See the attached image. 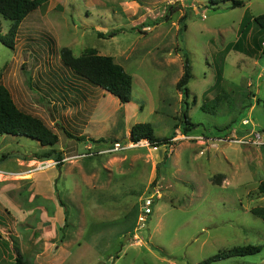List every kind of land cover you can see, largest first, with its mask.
<instances>
[{"label": "rangeland", "instance_id": "1", "mask_svg": "<svg viewBox=\"0 0 264 264\" xmlns=\"http://www.w3.org/2000/svg\"><path fill=\"white\" fill-rule=\"evenodd\" d=\"M240 1L211 10L209 0H50L21 22L14 49L0 42V84L58 137L50 148L0 136V173L28 172L24 181L0 174V189L15 183L0 193V264L17 253L28 264H198L246 245L259 252L211 264H264V223L251 214L264 208V54L242 52L254 49L247 38L241 52L227 51L243 15L262 14L264 0ZM10 24L0 16L1 35ZM62 48L112 57L132 77L130 102L104 93L94 110L107 121H92L93 109L74 116L82 86L60 62ZM186 57L182 99L176 83ZM138 123L171 137V146H133L129 130ZM50 149L62 153L60 166L33 158Z\"/></svg>", "mask_w": 264, "mask_h": 264}, {"label": "trees", "instance_id": "2", "mask_svg": "<svg viewBox=\"0 0 264 264\" xmlns=\"http://www.w3.org/2000/svg\"><path fill=\"white\" fill-rule=\"evenodd\" d=\"M49 1L50 0H0V16L11 23L7 33L5 35L0 34V42L7 48L14 49L21 22L29 14L36 11L43 4ZM220 4H229L231 9L243 7V2L240 0H209L208 8L216 10ZM256 31L258 34H260L261 31H264V12L256 17L244 14L238 31L239 38L236 41V44L228 47L227 51L233 49L241 52L239 43L248 38L251 33L252 42L255 45L254 49L249 51L244 50L242 52L248 55H255V53H258L262 43L264 42V38H261L260 40L256 39V37L253 36ZM118 32V30H114L106 34L98 33V36L101 38H112ZM262 53L264 54V52ZM59 60L63 66L72 71L76 76L84 79L89 85L100 88L106 93L112 95L120 104H127L130 102L133 84L132 77L123 69L122 66L116 64L112 57L99 55L94 49H85L80 56L75 57L70 49L62 48L59 51ZM190 78V62L188 57H186L183 74L176 83V88L182 93V99L184 95L186 97L189 95V91L186 86L190 81ZM221 82L222 77L221 74L218 73L216 75L215 85H219ZM212 102L216 103V100H212ZM209 108L210 106L207 103L201 106L203 111H208ZM183 117L184 123H186V125L188 124L191 128L186 112L183 113ZM64 134L67 137L76 139L77 141H84L86 139L84 136H73L66 132H64ZM2 135L27 137L40 143L42 147L52 148L58 143L57 135L49 129L41 119L20 110L15 105L8 89L0 84V136ZM129 137L132 143L146 141L151 148H158L160 146H167L169 148L171 146V137L160 138L155 136L154 129L149 123H138L133 125L130 129ZM93 142L101 143L103 140L98 139L96 141L93 140ZM167 151H165V153ZM61 154L62 153L59 151L50 149L44 154H35L33 158L36 160L54 159L58 162L57 166H60V162L62 160ZM166 159L167 158L164 155L161 163H163ZM259 192L264 193V182L260 184ZM251 214L259 217L264 223L263 207L252 209ZM258 252L259 247L257 246L246 245L234 247L221 251L198 264H211L221 259L245 257L257 254ZM13 264L28 263L22 259L20 254L17 253Z\"/></svg>", "mask_w": 264, "mask_h": 264}, {"label": "crops", "instance_id": "3", "mask_svg": "<svg viewBox=\"0 0 264 264\" xmlns=\"http://www.w3.org/2000/svg\"><path fill=\"white\" fill-rule=\"evenodd\" d=\"M254 31V30H253ZM248 40L250 39V41H252V35L250 34L249 35V37L247 38ZM264 42L262 43V46H261V48H260V50H259V52L257 53V55L260 57L263 53L262 52H264ZM263 48V49H262ZM76 80H77V82L76 83H78V84H80L81 86H82V89H80V90H78L77 92H78V94H76L75 95V98L72 96V98L73 99H75V104H76V106H75V110H76V113H74L73 114V111H71V112H69V113H71V114H73L74 116H86V115H88L89 113H92L93 112V110L94 109H96V106H97V101L100 99V96H103L104 95V93H106L105 91H103L102 89H100V88H97V87H92V86H89V84L88 83H86V82H84L83 80H81V79H79V78H75ZM85 84H86V86H85ZM108 94V93H107ZM90 95V96H89ZM110 95V94H109ZM88 96H89V98H88ZM117 100V99H116ZM118 101V100H117ZM15 103V102H14ZM78 104V105H77ZM15 105H16V103H15ZM17 106V105H16ZM21 110H23L24 111V108H20ZM84 109L86 110V114H83L82 112L84 111ZM91 109H93V110H91ZM98 109V108H97ZM25 112V111H24ZM94 112H95V114H94ZM94 112H93V115H91V117L92 116H97V119H95V120H92V121H99L100 119H102V122H103V120H105V121H107V119H108V117L109 116H105L104 115V112H103V110H101V109H98V111L97 110H94ZM27 113H29V112H27ZM87 123V122H86ZM85 123V124H86ZM130 131V130H129ZM128 131V132H129ZM82 134V133H81ZM82 136V135H81ZM86 139H88V140H90L91 138H86ZM125 139V138H124ZM124 139H123V141H124ZM24 161H28V159L27 158H24L23 159ZM17 161H18V164L20 165V164H22V161H20L19 159H17ZM31 163H33L32 161H30ZM19 166H17V169L16 170H14V171H7V169H3L4 171H2L1 173H3V175H8V177H7V179H10V178H13V177H15V178H20L19 180H22V181H24V177L26 176V175H28V172H26V167H25V169L24 168H20ZM0 173V174H1ZM32 178L34 179V178H36V180H35V182H34V187L33 188H36V189H39L38 187V183H39V180H38V176H33L32 175ZM15 182H18V180H16ZM14 184L15 183H10L9 185L7 184V185H4L0 190H1V192L0 193H6V192H9L12 188H15L14 187ZM12 185V186H11Z\"/></svg>", "mask_w": 264, "mask_h": 264}, {"label": "built area", "instance_id": "4", "mask_svg": "<svg viewBox=\"0 0 264 264\" xmlns=\"http://www.w3.org/2000/svg\"><path fill=\"white\" fill-rule=\"evenodd\" d=\"M147 142L145 141H139L137 143H132L133 146H143L146 145ZM151 207L152 203L150 200H146L143 206V210L141 212V215L139 216V222L144 224L147 217L151 214Z\"/></svg>", "mask_w": 264, "mask_h": 264}, {"label": "water", "instance_id": "5", "mask_svg": "<svg viewBox=\"0 0 264 264\" xmlns=\"http://www.w3.org/2000/svg\"><path fill=\"white\" fill-rule=\"evenodd\" d=\"M124 141H129V138H125Z\"/></svg>", "mask_w": 264, "mask_h": 264}]
</instances>
